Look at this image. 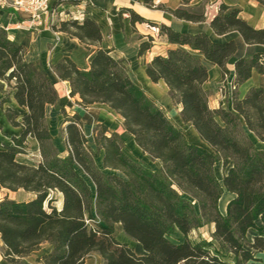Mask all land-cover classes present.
Segmentation results:
<instances>
[{
  "label": "trees",
  "instance_id": "16d2710c",
  "mask_svg": "<svg viewBox=\"0 0 264 264\" xmlns=\"http://www.w3.org/2000/svg\"><path fill=\"white\" fill-rule=\"evenodd\" d=\"M150 1L145 2L152 8ZM190 1L182 0L184 5ZM256 1L264 7V0ZM64 2L79 0H59L53 7ZM159 9L181 20L205 21L204 15L185 8ZM127 11L133 23H145ZM147 23L177 48L155 56L146 74L152 82L167 85L172 102L182 106V122L195 129L205 147L188 140L135 83L126 62L110 50L97 47L88 69L65 57L52 70L69 82L70 96H79L83 107L103 104L120 115L136 146L161 163L157 170L129 156L123 137L106 124L94 129L90 145L81 116L66 111L63 154L46 117L47 107L59 101L55 84L46 70L26 60V49L0 27V108L14 100L17 107H7L5 114L22 129L19 137L10 136V144L0 142V190L33 196L19 201L7 194L0 199V237L9 264H25L23 259L44 244L52 251L39 259L43 264H85L92 253L102 257L101 264H234L226 259L229 255L245 263L261 262L253 252L264 253V149L258 146L264 144V88L252 87L243 98L239 88L254 70L264 75V54L236 61L233 111L213 110L205 89L206 64L218 66L223 79L228 77L235 41L215 42L204 32H177ZM211 27L217 35L238 32L246 44L264 45V29L254 28L225 4ZM53 29L83 45L102 42L99 25L89 18L64 20ZM152 43L153 37L143 43L139 55ZM28 137L40 146L37 165L18 160L28 154ZM219 163L225 172L221 180L215 172ZM225 193L234 198L224 215L219 203ZM208 224L215 227L213 241H191V233ZM116 225L146 254L140 256L119 241ZM250 231L255 232L253 241Z\"/></svg>",
  "mask_w": 264,
  "mask_h": 264
},
{
  "label": "crops",
  "instance_id": "0c3cea01",
  "mask_svg": "<svg viewBox=\"0 0 264 264\" xmlns=\"http://www.w3.org/2000/svg\"><path fill=\"white\" fill-rule=\"evenodd\" d=\"M59 0H50L51 4L54 5ZM146 0H79L77 4H70V3H61L57 6V8L65 7L66 9H80L82 12V17L89 18L97 22L99 25L101 32H102V42L98 46H87L83 45L77 39L70 38L66 33L58 32L53 29L54 26L57 28L60 26V22L64 21V18H60L59 14L56 13L55 9H51V12L43 16L44 24L40 27L37 31V41L38 44H33L36 36H29V33L26 30H17V24L19 20H23L24 22L29 18V15L22 10H17L16 12H6L4 8V4H2L3 0H0V27L8 28L5 25V21L9 20L12 23L9 27L8 33L13 41L17 44L22 45L26 49V60L30 63H33L40 67L41 69L46 68L43 66V61H50V69L52 70V66L56 65L61 59L65 57H69L72 59L79 67L88 69L90 67L91 60L95 54L97 47H101L102 49H108L111 51V55L116 59L123 60L126 62L129 70L134 60H144L147 59L142 70L145 74L147 82L151 83L154 86L161 85L164 89L165 94V101L167 103L174 104L172 99L169 95V89L167 85L160 81L158 83H154L146 74V68L154 59L155 56L162 55L165 56L170 49L177 48L176 45H172L168 42L166 36H162L161 45H158L157 42L152 43V46L149 50L145 51L143 55H139L140 47L143 43L149 40L150 33L152 31L146 27V24L154 23L157 25L164 24L174 31L177 32H188L192 34L197 33H206L213 41L215 42H228V41H235L237 45V51L235 55L229 60L227 67L230 71L229 81L230 84L235 78V63L241 57H250L257 53L264 54V45L260 44H253L249 45L246 44L238 32H230L225 35H217L212 27L211 23L213 19L219 14L220 6L225 4L229 6L231 9H236L240 12V17L246 20L250 25H252L256 29H264V7L261 6L256 0H191L188 5H184L182 0H151V4L153 7L150 8L146 5ZM165 6L171 9H178V8H185L189 12L202 14L205 17L204 22H191L186 20H181L176 18L174 15L159 9V7ZM127 10H132L134 13L139 15L140 17L145 19V23H133L131 14ZM68 11V10H67ZM61 12V10L59 11ZM58 17V20H56ZM142 27L146 28V31L141 30ZM36 34V33H35ZM46 39L49 43L52 44V51L50 52H43L40 40ZM48 45V44H47ZM37 50L39 51L37 53ZM149 55V56H148ZM209 72V79L208 82L205 84V89L209 92V106L211 109H219L218 103L210 97V90L214 87H217L218 81L223 78L221 69L212 64H206ZM44 67V68H43ZM47 72L49 70L44 69ZM53 71V70H52ZM49 74V73H48ZM54 77L61 82L62 84L66 85L69 89V93L71 92V87L69 82L61 81L58 77L54 74ZM130 75L132 79L135 81L133 76V72L130 70ZM52 79V78H51ZM135 83L139 85L142 89L146 91V93L154 99L157 104L161 107V100L153 94H149L148 88L146 85L138 84L136 81ZM252 87H262L264 88V75L258 73L256 70L253 71L252 77L244 83L239 88L240 98H243L250 88ZM244 89V92L242 90ZM1 96V93H0ZM79 97V96H76ZM72 97V98H76ZM80 98V97H79ZM13 105L10 106L5 104L3 108L4 111L7 107H17V103L13 100ZM103 105V104H102ZM54 106V105H50ZM48 106V107H50ZM106 106V105H105ZM179 111V116L181 118V111L182 106L176 105ZM47 107V109H48ZM108 107V106H107ZM109 108V107H108ZM46 109V114H47ZM111 109V108H109ZM112 110V109H111ZM233 111V104L231 103V108L229 109ZM112 112H114L112 110ZM120 119L122 123L123 131V119L120 115L114 112ZM47 117V116H46ZM5 120L8 127L11 129L10 132H5V138L0 137V142L3 143H11L10 136H17L19 137L22 129L20 127L13 126L10 121L8 120L5 114ZM65 121V119H64ZM65 123H64V131H65ZM181 127H183L187 131V135L189 136L188 140L191 143L200 145L205 147V143L201 141L200 137L198 136L195 129L188 124H184L181 120ZM120 134L118 130H113ZM51 132V130H50ZM52 134V132H51ZM53 138L56 140V137L52 134ZM88 137V136H87ZM133 142V137L129 136ZM255 141V140H254ZM57 142V140H56ZM256 142V141H255ZM64 143H65V134H64ZM135 143V142H134ZM27 144L29 146L28 153L32 151V148L40 155V146L36 139L32 137H28ZM139 148V147H138ZM140 149V148H139ZM159 162V161H158ZM160 163V162H159ZM161 166V163L159 164ZM227 197L226 203L221 208V201L223 197ZM219 208L222 214H226L227 205L231 199L234 198L233 194L225 193L222 196ZM215 230V227L213 225ZM122 229V227H121ZM121 237H117V239L123 243H129L131 246L134 247L135 251L140 249V253L136 251V253L140 256L146 254L144 249L140 244L133 242L122 230ZM255 232L250 231L248 234V238L252 241ZM1 240V237H0ZM2 243V250L0 251L1 261L0 264H9L3 258V251H4V244ZM45 249V251H43ZM43 251L39 256L36 257V260L39 264H43L39 261L41 257L50 253L52 251V246L50 244H44L40 250L31 253H38ZM29 255V256H30ZM91 255H94V264H101L102 257L97 253H92L87 256L85 264L89 262V258ZM28 256V257H29ZM27 259L24 258L23 262L25 264H29L25 262Z\"/></svg>",
  "mask_w": 264,
  "mask_h": 264
},
{
  "label": "rangeland",
  "instance_id": "374dc122",
  "mask_svg": "<svg viewBox=\"0 0 264 264\" xmlns=\"http://www.w3.org/2000/svg\"><path fill=\"white\" fill-rule=\"evenodd\" d=\"M8 2L9 4H4V0L2 2V4H4L5 11L6 12H10V11L16 12L17 10L15 9V7L10 5L12 3L11 0H9ZM51 9H55L56 13H62L61 15L59 14V17L64 18L65 20H72L74 17H77L80 20L83 19L82 12L80 9H76V8L66 9L65 7L57 8V7H53L52 4L49 10V13L51 12ZM60 10L61 12H59ZM56 20H58V17ZM23 22L24 21L22 19L19 20V24ZM11 24L12 23H10L9 20L7 21L6 19L5 25L7 27H10ZM147 25H150V24H146V27H148ZM141 30L146 31V28L142 27ZM37 31L38 30L36 29L27 31L29 33V36L31 37L36 36V39L33 41L34 42L33 44H38ZM152 33L156 35V33H154L153 31ZM150 39L151 37H149V40ZM40 42H41L40 44L43 45L42 46L43 52L47 53V52L52 51L51 50L52 44L49 43V41H46V39H42L40 40ZM154 42H157L158 45H161L160 44L161 39L159 37H157L156 40L154 39ZM38 52L39 51L37 50V53ZM146 60L147 59L140 61L139 59L138 60L136 59L133 61L131 66L129 65L131 72H133L135 81L138 84L146 85V87L148 88L149 94H153L161 100V104L162 106L164 105L163 109L166 112L167 116L177 127H179L185 133L187 138H189V136L186 134L187 131L183 127H181V118L179 116V111H178L177 106L171 103L166 104L164 89L161 87V85L154 86L151 83L147 82L145 74L142 70ZM43 62H44L43 66H46V68L44 67L43 68L49 70L48 72L49 76L52 78V81L55 84V88L59 94L58 103L54 106L48 107L47 109V114H46L47 123H48L49 129L51 130L52 134L56 137L57 144L59 145V147L62 148L63 154H65V145H64L65 131L63 128L65 118L62 112L66 111L70 115L79 114L81 116L82 122L84 124L83 129H84L85 134L88 136L90 145L93 144L92 138L94 134V129L97 126H99V124L103 123V124H106L110 128V130H118L120 132V135L125 140V144H126L125 151L128 153L129 156L145 164L146 166L150 167L153 170H157L160 168L159 166L160 163L158 161L151 160V158L148 155H144L141 149H139L136 146V144L133 142V140L127 135V133L123 131L121 119L114 112H112L111 109H109L107 106L102 105V104H94L88 107H83L81 105V99L79 97L72 98L70 96L68 87H66V85L62 84L54 77L53 71L50 69V61L46 60ZM6 89L8 88L6 87ZM231 92H232V88H231V84L229 81V77H226L225 79L221 78L217 83V87H214L213 89L210 90V97H212L218 103V106L220 108L223 107L229 110L231 108V103L233 102L231 98ZM242 92H244V89L242 90ZM13 104L14 103L12 101L11 106L15 107V105ZM7 105L10 106V104H7ZM10 131L11 129L8 127L6 120H5V111L4 109H0V137H4V140H6L4 133L10 132ZM251 138L257 142L256 138L253 135H251ZM258 146L264 149V144L258 143ZM39 159H40V156L33 148H32V151H30V153L18 156V160L20 162L26 163L29 165H37ZM215 172H216L217 177L221 180L225 174V172L222 169L221 163L216 165ZM7 194H9L12 198L19 200V201L29 200L33 198L32 195L27 194L23 191H19L17 193H10L7 190H0V199L4 198ZM226 200H227L226 196L222 198L221 208L226 203ZM60 204L61 202H58L59 206ZM121 232H122L121 226L116 225L115 236L121 237L122 236ZM213 232H214L213 225L208 224L192 232L190 239L193 242H197L200 239L213 241V238H212ZM175 238H178V237H175ZM1 248H2V243L0 240V251L2 250ZM43 251H45V249H43ZM43 251L30 255L29 257H27L25 262L29 264H39L36 260V257L39 256V254H41ZM136 251L140 253V249H137ZM253 254H255L257 258L261 259V262H258L257 264H264V253L253 252ZM226 259L228 261L233 262L234 264H250V263L243 262L241 258H236L233 255H229ZM0 262H3L1 261V257H0ZM87 264H94V255L90 256L89 262Z\"/></svg>",
  "mask_w": 264,
  "mask_h": 264
},
{
  "label": "built area",
  "instance_id": "2783aa9c",
  "mask_svg": "<svg viewBox=\"0 0 264 264\" xmlns=\"http://www.w3.org/2000/svg\"><path fill=\"white\" fill-rule=\"evenodd\" d=\"M9 0H4V4H9ZM11 6L15 7L16 10H22L23 12L29 15V18L23 22L18 23L17 30H26L30 31L32 29L39 30L40 27L44 24L43 16L49 13L51 2L50 0H11ZM73 19H78L74 17ZM148 29L153 31L155 34H150L155 40L159 37L160 30L157 26L147 25ZM9 30V27L6 28Z\"/></svg>",
  "mask_w": 264,
  "mask_h": 264
}]
</instances>
